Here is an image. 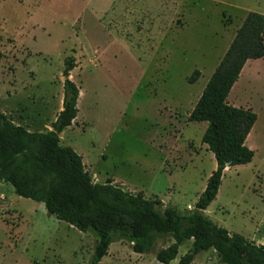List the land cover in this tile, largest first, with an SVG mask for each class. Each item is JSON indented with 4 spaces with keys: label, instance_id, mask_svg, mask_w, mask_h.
I'll return each instance as SVG.
<instances>
[{
    "label": "rangeland",
    "instance_id": "rangeland-1",
    "mask_svg": "<svg viewBox=\"0 0 264 264\" xmlns=\"http://www.w3.org/2000/svg\"><path fill=\"white\" fill-rule=\"evenodd\" d=\"M249 11L264 14V0H0V111L29 131L50 130L73 56L79 116L60 144L82 156L94 181L186 213L216 169L202 142L207 123L189 113ZM228 101L257 115L246 138L254 157L225 168L204 213L248 230L264 216V57L245 64ZM95 241L0 181V264H88ZM170 243L139 254L116 241L100 264H162L155 251ZM215 260L205 251L192 264Z\"/></svg>",
    "mask_w": 264,
    "mask_h": 264
},
{
    "label": "trees",
    "instance_id": "trees-1",
    "mask_svg": "<svg viewBox=\"0 0 264 264\" xmlns=\"http://www.w3.org/2000/svg\"><path fill=\"white\" fill-rule=\"evenodd\" d=\"M263 57L264 14L249 11L189 113V121L207 123L202 142L213 153L216 169L186 213L173 206L161 209L158 198L125 190L112 179L94 181L82 156L60 144V133L78 114L80 91L70 78L76 66L73 56L64 61L62 109L50 130L29 131L0 111V181L10 184L17 196L42 203L57 220L92 232L96 241L88 264H100L113 242L125 240L143 254L164 237L171 243L155 251L162 264L173 261L187 241L191 244L176 264H192L205 251L215 255L213 264H264V246L229 232L204 213L216 198L225 168L254 157L246 138L257 115L251 108L230 104L228 96L245 64ZM199 74L194 70L188 81L195 82Z\"/></svg>",
    "mask_w": 264,
    "mask_h": 264
},
{
    "label": "crops",
    "instance_id": "crops-1",
    "mask_svg": "<svg viewBox=\"0 0 264 264\" xmlns=\"http://www.w3.org/2000/svg\"><path fill=\"white\" fill-rule=\"evenodd\" d=\"M70 78H71V76H70ZM62 109V105H61V107H60V109H59V111ZM7 115V114H6ZM78 116H79V114H77V117H76V119H75V121L73 122V124H76V121H77V119H78ZM17 124V123H16ZM72 124V125H73ZM71 125V126H72ZM250 134V133H249ZM249 136V135H248ZM248 136H247V138H248ZM83 162H84V164H85V161H84V159H83ZM228 168V167H227ZM113 183H114V181H113ZM220 188H221V184H220V186H219V189H218V193H217V195H216V198L212 201V202H214V201H216L217 199H218V197H219V193H220ZM211 202V203H212ZM210 206V205H209ZM209 206L207 207V209L204 211L205 213L206 212H208V208H209ZM222 208V207H221ZM222 210H223V212H227L226 211V208L223 206V208H222ZM219 226H222V227H224V228H226L224 225V223H225V220H222L221 222H216ZM229 232H231V233H239V234H241V235H243L245 238H247L248 240H250V241H252V242H254V243H256V244H259V245H262V246H264V216L263 217H261L260 219H259V221H257V223H256V225H255V227L253 228V229H246V228H232V229H229V228H226ZM114 243V242H113ZM111 245V244H110ZM110 247V246H109ZM109 250V249H108ZM108 254H109V252H108ZM107 254V255H108Z\"/></svg>",
    "mask_w": 264,
    "mask_h": 264
},
{
    "label": "bare ground",
    "instance_id": "bare-ground-1",
    "mask_svg": "<svg viewBox=\"0 0 264 264\" xmlns=\"http://www.w3.org/2000/svg\"><path fill=\"white\" fill-rule=\"evenodd\" d=\"M82 95V93L80 94V96Z\"/></svg>",
    "mask_w": 264,
    "mask_h": 264
},
{
    "label": "water",
    "instance_id": "water-1",
    "mask_svg": "<svg viewBox=\"0 0 264 264\" xmlns=\"http://www.w3.org/2000/svg\"><path fill=\"white\" fill-rule=\"evenodd\" d=\"M228 165V164H227Z\"/></svg>",
    "mask_w": 264,
    "mask_h": 264
}]
</instances>
